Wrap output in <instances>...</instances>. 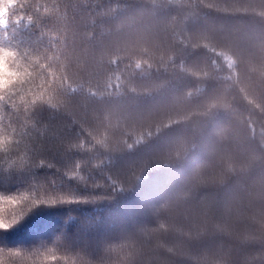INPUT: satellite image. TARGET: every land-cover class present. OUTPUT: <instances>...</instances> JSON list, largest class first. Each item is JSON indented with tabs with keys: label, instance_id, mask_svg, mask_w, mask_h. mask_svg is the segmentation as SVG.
<instances>
[{
	"label": "trees",
	"instance_id": "1",
	"mask_svg": "<svg viewBox=\"0 0 264 264\" xmlns=\"http://www.w3.org/2000/svg\"><path fill=\"white\" fill-rule=\"evenodd\" d=\"M0 47V264H264V0H0Z\"/></svg>",
	"mask_w": 264,
	"mask_h": 264
},
{
	"label": "snow or ice",
	"instance_id": "2",
	"mask_svg": "<svg viewBox=\"0 0 264 264\" xmlns=\"http://www.w3.org/2000/svg\"><path fill=\"white\" fill-rule=\"evenodd\" d=\"M18 55V52L12 48L0 47V100H4L5 97H9L10 94L15 93L17 90H27L26 85H29L33 80L37 79L33 76L31 71L22 69L19 65L13 64V58ZM42 67H47L46 63H42ZM41 83L39 85L40 91L33 92L30 101L31 105H35L37 101L52 103V99L47 96L46 86H50V82L43 76L39 77ZM27 102V101H26ZM12 137L5 133L3 125H0V147H3L5 151L8 150ZM5 199L0 197V200ZM13 202H16L13 199ZM55 203L56 200L37 199L30 203ZM23 215V214H22ZM13 217L10 220H6L0 217V229H8L16 224L21 216ZM55 259V257H53Z\"/></svg>",
	"mask_w": 264,
	"mask_h": 264
}]
</instances>
